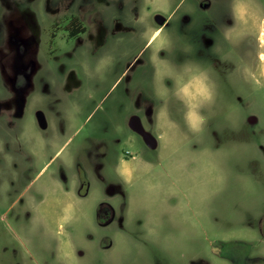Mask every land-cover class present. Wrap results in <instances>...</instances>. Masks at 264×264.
Listing matches in <instances>:
<instances>
[{
  "label": "rangeland",
  "instance_id": "1",
  "mask_svg": "<svg viewBox=\"0 0 264 264\" xmlns=\"http://www.w3.org/2000/svg\"><path fill=\"white\" fill-rule=\"evenodd\" d=\"M192 1L156 3L168 9L177 4L184 8ZM228 3L241 9L246 26L236 21L227 28L221 79L210 81L209 65L194 68L182 54L178 66L180 57L165 30L153 41L152 48L172 47L167 58L156 57L157 74L159 66L167 68L169 63L172 70L175 65L174 72L156 77L155 84L164 89L162 95L158 93L162 102L155 105L154 126L145 123L159 139L156 150L127 128L130 109H121L123 86L115 90L126 60L133 55L128 41L112 40L110 52L99 55L94 73L83 75L84 86L76 92L75 88L64 89V85H74L77 72L75 77L70 70L60 72L62 62L51 61L41 71L27 132L37 142L34 176L47 165L35 180L36 185L46 187L47 198L37 210L31 203H0V264H233L224 257L228 251L237 256V239L255 242L252 254L264 255V240L257 228L264 212V90L247 89V84L256 81L264 84V57L255 69L253 50L244 46V36L264 32V0ZM261 39L260 52L264 53V34ZM243 49L244 84L237 60ZM98 79L99 89L93 85ZM171 85L175 87L170 89ZM38 107L50 119L48 132L41 130L45 134L34 122ZM253 115L257 122L251 121ZM110 133L122 137L117 155L108 161L96 153L88 157L97 139L110 138ZM103 161L101 171L107 180L123 173V179L132 182L134 204L129 218L148 217L159 222L160 230L162 225L170 230L165 248L140 246L117 232L111 248L99 246L96 236H102L105 229L95 224V206L107 191L93 168ZM79 163L85 165L92 181L86 196L77 193ZM132 169L133 179L123 172ZM225 242L233 243V248L228 250Z\"/></svg>",
  "mask_w": 264,
  "mask_h": 264
},
{
  "label": "flooded vegetation",
  "instance_id": "2",
  "mask_svg": "<svg viewBox=\"0 0 264 264\" xmlns=\"http://www.w3.org/2000/svg\"><path fill=\"white\" fill-rule=\"evenodd\" d=\"M156 2L158 0H0V203H31L37 210L36 206L46 201V187L36 185L35 180L47 165L34 176L37 142H33L28 135L27 120L30 117L32 96L37 92V77H41V71L51 61L62 62V73L70 70L73 72L71 76L75 77L77 72V78L72 79L74 85H64V89L75 88L76 92L84 86L83 75L91 70L94 73L99 55L110 52L108 44L112 40L128 41L133 55L126 60L115 90L123 86L121 93L124 103L121 109H130L126 126L135 134L129 125L132 115H139L145 127L146 122L152 127L156 123H152L154 108L162 102L158 93L162 95L164 89L162 91V86L155 84V80L160 73H168L171 69L169 63L164 66L167 68L159 66L161 72L157 74L156 57L167 58V51L172 49L166 46L152 48L153 41L163 30L175 44L174 52L180 57L177 59L178 66L183 59L189 61V65L191 62L194 68H198L197 64L200 67L209 65L213 74L212 77L208 76L209 80L222 78L226 59L225 53L221 51L228 48L227 28L236 21L246 26L240 14L241 9L236 10L228 0H193L191 5L184 8L177 4L168 9ZM154 26L156 28L153 31ZM152 32L155 35L151 36ZM263 34L261 31L254 37L244 36L245 49L251 46L253 50L251 57L256 62L255 69L260 68L259 61L264 57V53L260 52ZM143 38H146L145 43H142ZM245 49L237 59L239 78L243 84L245 76L241 70L244 69ZM170 71H175V65ZM41 82H44L43 78ZM93 85L99 89V79ZM174 87L171 85L170 89ZM247 89L252 92L264 90V84L256 81L247 84ZM33 116L40 133H47L50 119L46 110L38 107ZM39 116L43 119L40 120ZM250 119L252 122L258 121L255 115L250 116ZM97 141L88 150V157L96 153V156L108 161L112 159L111 156L117 155L122 137L120 133H114L110 138ZM43 143L46 144V141ZM104 165L105 161L93 168L105 182L107 191L95 206V224L105 229L102 236H96L99 246L111 248L115 243L113 235L117 232L126 235L137 245L165 248L163 242L170 238V230L162 229L163 225L160 230L159 222H151L148 217L130 219L128 215L134 201L133 187L129 186L132 182L124 180L123 173L116 180H107L101 171ZM76 168L79 173L77 193L86 196L92 185L89 172L82 163L77 164ZM80 169H84L85 176ZM132 170L123 172L133 179L135 171ZM61 173L66 179L65 171ZM257 228L264 240V212ZM234 243L237 256L228 254V251L224 258L233 264L264 263V255L252 254L255 242L237 239ZM225 244L228 250L233 248V243Z\"/></svg>",
  "mask_w": 264,
  "mask_h": 264
},
{
  "label": "water",
  "instance_id": "3",
  "mask_svg": "<svg viewBox=\"0 0 264 264\" xmlns=\"http://www.w3.org/2000/svg\"><path fill=\"white\" fill-rule=\"evenodd\" d=\"M161 23H163V21ZM39 118L40 120L43 119V117L41 116H39ZM129 125L133 131H135L143 138L144 142L150 149L155 150L158 148L159 146L158 138L153 132L146 129L139 115H132L129 121ZM43 127H46V124H43ZM81 172H82L81 174L85 176L84 171L82 170Z\"/></svg>",
  "mask_w": 264,
  "mask_h": 264
}]
</instances>
